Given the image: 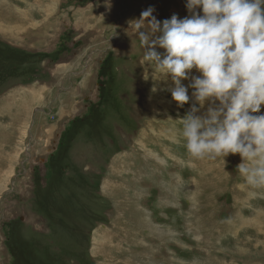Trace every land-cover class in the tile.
<instances>
[{"label":"rangeland","instance_id":"rangeland-1","mask_svg":"<svg viewBox=\"0 0 264 264\" xmlns=\"http://www.w3.org/2000/svg\"><path fill=\"white\" fill-rule=\"evenodd\" d=\"M186 3L0 0V264H264V188L188 155L130 27Z\"/></svg>","mask_w":264,"mask_h":264},{"label":"clouds","instance_id":"clouds-1","mask_svg":"<svg viewBox=\"0 0 264 264\" xmlns=\"http://www.w3.org/2000/svg\"><path fill=\"white\" fill-rule=\"evenodd\" d=\"M186 8L189 16L161 22L149 7L130 22L145 50L142 63L171 78L168 90L178 107L194 98L176 119L188 155L225 163L229 154H239L238 173L248 185L264 188V0H187ZM193 69L200 75H190Z\"/></svg>","mask_w":264,"mask_h":264},{"label":"bare ground","instance_id":"bare-ground-1","mask_svg":"<svg viewBox=\"0 0 264 264\" xmlns=\"http://www.w3.org/2000/svg\"><path fill=\"white\" fill-rule=\"evenodd\" d=\"M183 81V80H182ZM149 104H148V107L147 108H150L149 110L151 111V113H154V112H157V108L155 106V103L153 104L152 101H148ZM164 103V102H163ZM147 104V103H146ZM164 105V104H163ZM163 112V111H162ZM123 201V200H122Z\"/></svg>","mask_w":264,"mask_h":264},{"label":"crops","instance_id":"crops-1","mask_svg":"<svg viewBox=\"0 0 264 264\" xmlns=\"http://www.w3.org/2000/svg\"><path fill=\"white\" fill-rule=\"evenodd\" d=\"M63 110H64V108H63Z\"/></svg>","mask_w":264,"mask_h":264}]
</instances>
